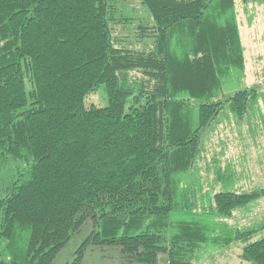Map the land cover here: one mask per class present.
Returning a JSON list of instances; mask_svg holds the SVG:
<instances>
[{
  "label": "trees",
  "instance_id": "trees-1",
  "mask_svg": "<svg viewBox=\"0 0 264 264\" xmlns=\"http://www.w3.org/2000/svg\"><path fill=\"white\" fill-rule=\"evenodd\" d=\"M141 4L146 15L130 0H0V156L28 163L0 196V263L51 264L92 218L76 263L89 243L139 264H202L211 243H237L264 264V219L234 215L264 185L230 189L219 172L204 203L191 172L220 118L258 110L264 128L236 2ZM100 85L108 104L87 105Z\"/></svg>",
  "mask_w": 264,
  "mask_h": 264
},
{
  "label": "rangeland",
  "instance_id": "rangeland-1",
  "mask_svg": "<svg viewBox=\"0 0 264 264\" xmlns=\"http://www.w3.org/2000/svg\"><path fill=\"white\" fill-rule=\"evenodd\" d=\"M235 2L238 9L240 31H242L241 36L243 35L247 50L248 67L250 68V71L247 72L246 81L251 84L255 80L263 79L261 83H264V71L262 72L264 68V3L253 2L244 4L242 0H235ZM141 5L140 0H130L128 7L139 15H146L148 10ZM86 103L87 105H107L108 98L105 86L100 85L94 92L90 93ZM260 104L263 105V98L260 100ZM220 119L219 123L213 124L209 128L208 134H204L205 141L201 154L197 158L198 162L191 169L193 179L201 177L205 191L204 203L210 201L209 196L206 194V189H209L208 186L216 185L215 179L219 172H223L220 174V176L222 175L221 180L230 189L244 191L264 185V128L261 124L260 112L255 110L253 113L245 114L240 121L234 117H222ZM27 164L26 160L3 162L0 156V196L5 192V187L12 180L14 174L16 175ZM243 166L250 168L251 173L254 174L249 177L244 170L231 173L232 170L237 171L239 167ZM253 184H256V186L251 187ZM221 187H223V183L220 184ZM199 195L200 193L196 192V199L199 198ZM198 206L199 210L201 201H198ZM235 212L240 214V216L246 217L242 221L247 224L251 220L264 219V197L248 204L246 207L237 209ZM192 217L191 213L176 215V218L179 219H191ZM235 219L227 218L226 220L234 221ZM92 229L93 220L88 218L69 243L61 249L51 264H139L126 261L119 245H97L93 243L85 245L81 261L76 263L80 248ZM236 244L231 245L233 247L227 250L221 249L219 251L217 249L220 247L211 243L208 247L210 256H207L205 261L201 263L249 264L242 261L238 256L241 247ZM159 264H167L166 259L161 257Z\"/></svg>",
  "mask_w": 264,
  "mask_h": 264
},
{
  "label": "crops",
  "instance_id": "crops-1",
  "mask_svg": "<svg viewBox=\"0 0 264 264\" xmlns=\"http://www.w3.org/2000/svg\"><path fill=\"white\" fill-rule=\"evenodd\" d=\"M239 28H240V25H239ZM241 29V28H240ZM240 32H242V31H240ZM241 39H242V43H243V46H244V55H245V64H246V70H245V78H244V81H245V85H252V84H255V83H261L262 81L261 80H263V79H261V80H259V81H257V80H255L253 83H251V84H249V83H247V81H246V77H247V72L248 71H250V68L248 67V57H247V50H246V48H245V44H244V40H243V35L241 36ZM253 70V69H252ZM264 71V68L262 69V72ZM259 73V72H258ZM263 106H264V98H263ZM239 170H244V172L246 173V174H248V176L250 177V175H253L254 173H251V171H250V168H247L246 166H243V167H239L238 168V170L237 171H233L234 173L235 172H238ZM252 181H253V179H251ZM244 183V182H243ZM254 186H256V184H253L251 187H254ZM234 215H235V217L236 216H239L240 214H237L236 212H234ZM244 219H246V217L244 218ZM248 221V220H247Z\"/></svg>",
  "mask_w": 264,
  "mask_h": 264
}]
</instances>
